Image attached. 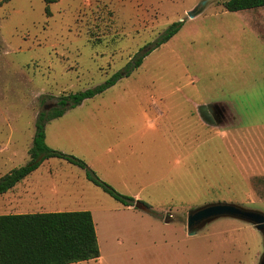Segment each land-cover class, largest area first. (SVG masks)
Instances as JSON below:
<instances>
[{
  "label": "rangeland",
  "instance_id": "obj_1",
  "mask_svg": "<svg viewBox=\"0 0 264 264\" xmlns=\"http://www.w3.org/2000/svg\"><path fill=\"white\" fill-rule=\"evenodd\" d=\"M224 1L59 0L47 17L43 0H0V145L11 141L19 152L5 173L27 163L24 151L44 107L103 84L183 22L130 77L56 119L143 126L157 117L155 137L162 138L149 145L147 131L146 145L138 146V180L146 184L138 201L152 213L101 195L93 217L100 258L77 264H259L264 256L263 235L246 222L220 218L195 235L187 230L188 211L208 204L264 213V7L229 13ZM147 101L153 114L144 112ZM98 104L111 107L93 118ZM208 105L218 107L217 122L200 112ZM49 145L70 153L64 143Z\"/></svg>",
  "mask_w": 264,
  "mask_h": 264
},
{
  "label": "crops",
  "instance_id": "obj_2",
  "mask_svg": "<svg viewBox=\"0 0 264 264\" xmlns=\"http://www.w3.org/2000/svg\"><path fill=\"white\" fill-rule=\"evenodd\" d=\"M175 93H178V91H175ZM148 97L150 100V96ZM148 101L145 102L144 112L145 114H153L154 110L148 111ZM114 102L116 104L122 103L121 100ZM83 103L78 108L84 105ZM110 107L106 104L95 105L92 107L91 116L95 118L97 113L106 114L109 112ZM144 117L147 116L143 115ZM157 120V117H154L153 120L147 119L143 122V126H140L138 123L128 121L94 120L73 123L60 122L55 119L45 126V143L53 150L60 149L54 147V145H49L50 141L55 144L64 143L68 145L70 153H67V151L62 152L81 158L96 175L98 174L102 178L97 175L101 180H105L106 183L112 187L114 186L113 188L122 193L126 192L135 201H138L140 200L141 190L146 187L145 183H139L138 180L142 176L139 157L141 152L138 146L142 141L146 145L147 131L152 133V137L148 140L151 143L149 145L155 144L157 140L162 142V138L157 139L155 137L156 132H158ZM11 128L9 127V129ZM34 133L31 136L30 144L24 151L27 154H24L23 160L29 161L28 150L32 145ZM12 134L10 132L9 135ZM10 140L11 138L8 141ZM15 146L11 141L0 145V177L7 174L4 170L8 165L18 161L19 152L14 151ZM151 152H154V150H151ZM165 152L168 170L172 168V159L170 160L172 150L167 148ZM155 164L154 159H150L144 170L147 172L149 170L153 171ZM132 178L136 181L133 184L135 185L134 189H131ZM100 191L98 187L86 179L82 169L64 160L52 158L43 161L38 169L16 184L14 188L0 195V208L8 212L6 215L88 211L94 217V213L100 210L98 208L99 199L104 198L101 195H106L103 192H101L103 194H100Z\"/></svg>",
  "mask_w": 264,
  "mask_h": 264
},
{
  "label": "trees",
  "instance_id": "obj_3",
  "mask_svg": "<svg viewBox=\"0 0 264 264\" xmlns=\"http://www.w3.org/2000/svg\"><path fill=\"white\" fill-rule=\"evenodd\" d=\"M59 0H43L45 14L51 16L50 6ZM226 12L235 13L264 7V0H226L222 3ZM183 22L169 25L153 43L149 53L138 52L123 69L114 73L103 84L94 88L57 98L50 111L39 113L35 121V134L28 150L29 161L22 167L0 177V195L5 194L38 169L43 161L61 159L82 169L86 179L123 207H133L132 197L118 193L101 180L79 158L50 149L45 143V126L61 118L68 110L84 101L103 94L123 78H128L140 68L144 59L154 50L168 43L182 28ZM149 213L151 209L144 204ZM100 258L92 214L88 211L40 214L0 215V264H77Z\"/></svg>",
  "mask_w": 264,
  "mask_h": 264
},
{
  "label": "water",
  "instance_id": "obj_4",
  "mask_svg": "<svg viewBox=\"0 0 264 264\" xmlns=\"http://www.w3.org/2000/svg\"><path fill=\"white\" fill-rule=\"evenodd\" d=\"M204 3H202L195 10L188 12L187 17L192 19L200 12ZM200 112L204 115L207 113V117L218 121L217 114L220 113L216 105H208L199 108ZM43 110H48V107H44ZM213 116V118H212ZM134 208L146 211L147 208L140 201H135ZM220 218H230L240 220L252 225L258 232L264 237V213L254 210L242 208L240 206L228 203H215L208 204L196 209L188 211L187 216V230L189 235H195L198 230L203 228L206 224L213 222ZM198 224L197 228L192 230L194 225ZM259 264H264V256L261 258Z\"/></svg>",
  "mask_w": 264,
  "mask_h": 264
},
{
  "label": "snow or ice",
  "instance_id": "obj_5",
  "mask_svg": "<svg viewBox=\"0 0 264 264\" xmlns=\"http://www.w3.org/2000/svg\"><path fill=\"white\" fill-rule=\"evenodd\" d=\"M259 92H260V103L264 104V84H261L260 88H259Z\"/></svg>",
  "mask_w": 264,
  "mask_h": 264
},
{
  "label": "flooded vegetation",
  "instance_id": "obj_6",
  "mask_svg": "<svg viewBox=\"0 0 264 264\" xmlns=\"http://www.w3.org/2000/svg\"><path fill=\"white\" fill-rule=\"evenodd\" d=\"M197 226H198V224L194 225V226L192 227V230L195 229V228H197Z\"/></svg>",
  "mask_w": 264,
  "mask_h": 264
}]
</instances>
